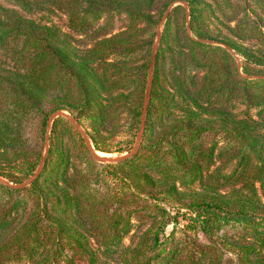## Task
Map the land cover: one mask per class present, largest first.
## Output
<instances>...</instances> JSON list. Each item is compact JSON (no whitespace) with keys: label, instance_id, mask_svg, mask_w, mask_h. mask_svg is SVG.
Here are the masks:
<instances>
[{"label":"trees","instance_id":"obj_1","mask_svg":"<svg viewBox=\"0 0 264 264\" xmlns=\"http://www.w3.org/2000/svg\"><path fill=\"white\" fill-rule=\"evenodd\" d=\"M173 1L140 147L100 163L49 116L130 149ZM46 134L0 183V264H264V0H0V177Z\"/></svg>","mask_w":264,"mask_h":264},{"label":"water","instance_id":"obj_2","mask_svg":"<svg viewBox=\"0 0 264 264\" xmlns=\"http://www.w3.org/2000/svg\"><path fill=\"white\" fill-rule=\"evenodd\" d=\"M178 4L184 5L187 13H189V8H188V5L186 3L182 2V1H173L166 8V10L162 14L161 18L159 19L158 30L155 34L153 48H152L151 56H150L147 83H146V88H145V93H144V98H143L141 115H140V119H139L138 131L136 134L135 142H134L132 148L130 149V151H128L126 154L119 155V156H113V157L99 156L95 152L93 147L91 146V143L89 142L88 138L86 137L85 132L81 129V126L78 124V122L67 111H64V110H59V111L52 113L48 119V126L50 127L52 120L56 117H59V116L64 117L67 120H69V122L74 126V128L85 139L86 144L90 148L92 156L98 162H101V163L119 162V161H122L126 158H129V157L135 155L137 153L139 147H140L141 138H142V134H143L144 126H145V121H146L147 109H148L149 100H150L152 78H153V65H154V61L156 58L158 43L160 40V31H161L160 27L162 26V23L164 22L165 18L167 17V15L171 11V9ZM201 41L205 42V43H209V44H215V45L221 46V47H223L229 51H232L231 48L229 46H227L225 43L215 42V41H211V40H201ZM47 150H48V134H46V136H45V141H44L40 161H39V164H38L37 168L35 169V171L26 180H24L20 183L12 184V183H9L7 180L3 179L2 177H0V183L9 185L15 189H25V188L29 187L37 179V177L39 176L40 172L42 171V169L44 167L46 156H47Z\"/></svg>","mask_w":264,"mask_h":264},{"label":"rangeland","instance_id":"obj_3","mask_svg":"<svg viewBox=\"0 0 264 264\" xmlns=\"http://www.w3.org/2000/svg\"><path fill=\"white\" fill-rule=\"evenodd\" d=\"M183 7H184V9H185V6L184 5H182ZM164 13V12H163ZM185 14H186V17L188 18V14L189 13H187V11H186V9H185ZM38 17H39V15H38ZM50 21L51 23H55V24H57V25H59L61 28H64V24H65V20H66V16L65 15H63V14H61V13H59V12H55L54 14H51V15H49L48 17H47V19H43V21ZM125 23H126V21H124V20H119V19H117V20H115V22H114V28L112 29V31H111V34L112 33H114V32H117V31H119V30H122L123 28H124V25H125ZM186 27H187V30L189 31V24H188V19H187V21H186ZM162 29V26L160 27V30ZM161 32V31H160ZM77 37H80V36H77ZM87 41V40H86ZM212 41V40H211ZM216 42V41H215ZM212 45H215V44H212ZM229 51V50H228ZM230 52H233V51H230ZM235 58H236V60H237V62L241 59L239 56H237V55H235ZM81 129H82V127H81ZM83 130V129H82ZM137 134V133H136ZM135 138H136V136H135ZM212 138V136H209V139H211ZM134 142H135V140H134ZM134 144V143H133ZM133 146V145H132ZM132 148V147H131ZM130 148V149H131ZM130 149H125V150H123L122 152H120V151H114V152H111V153H106V152H100V151H96L95 150V152L99 155V156H109V157H113V156H119V155H123V154H126L128 151H130ZM101 163V162H100ZM107 164V163H106ZM35 171V170H34ZM33 171V172H34ZM32 172V173H33ZM30 176V175H29ZM28 176V177H29ZM27 177V178H28ZM26 178V179H27ZM26 179H24V180H26ZM23 180V181H24ZM183 222H185V221H182L181 220V224H183ZM197 236H198V238L199 239H201V240H203V241H205L207 238L204 236V235H202L200 232H198L197 233ZM128 241H129V237L127 236V237H125L124 238V242L125 243H128Z\"/></svg>","mask_w":264,"mask_h":264}]
</instances>
